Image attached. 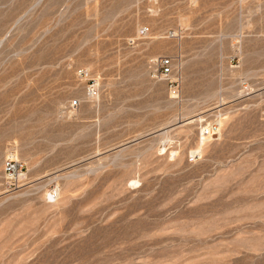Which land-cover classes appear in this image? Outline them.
<instances>
[{"label": "rangeland", "instance_id": "obj_1", "mask_svg": "<svg viewBox=\"0 0 264 264\" xmlns=\"http://www.w3.org/2000/svg\"><path fill=\"white\" fill-rule=\"evenodd\" d=\"M0 264H264V0H0Z\"/></svg>", "mask_w": 264, "mask_h": 264}, {"label": "built area", "instance_id": "obj_2", "mask_svg": "<svg viewBox=\"0 0 264 264\" xmlns=\"http://www.w3.org/2000/svg\"><path fill=\"white\" fill-rule=\"evenodd\" d=\"M157 64V72L159 74V77L161 78H166L170 76L172 73V61L171 58L168 56H162L159 57L158 59L153 60ZM71 106H76L77 105V100L74 99L70 102ZM22 169V165L18 163V161L15 160H7L4 164V171L8 174H16V176L19 175V172Z\"/></svg>", "mask_w": 264, "mask_h": 264}, {"label": "bare ground", "instance_id": "obj_3", "mask_svg": "<svg viewBox=\"0 0 264 264\" xmlns=\"http://www.w3.org/2000/svg\"><path fill=\"white\" fill-rule=\"evenodd\" d=\"M204 140H205V137L203 136V137H202V142H203ZM199 153H200V152H199Z\"/></svg>", "mask_w": 264, "mask_h": 264}]
</instances>
